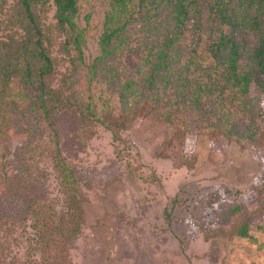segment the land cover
<instances>
[{
    "label": "rangeland",
    "instance_id": "1",
    "mask_svg": "<svg viewBox=\"0 0 264 264\" xmlns=\"http://www.w3.org/2000/svg\"><path fill=\"white\" fill-rule=\"evenodd\" d=\"M14 6L9 0L0 8L2 37L17 29ZM107 7L106 0H88L78 16L80 27L89 29L87 69L99 54ZM54 11L51 5L40 18L53 32L51 86L67 101L55 115L56 138L49 130L41 137L44 155L35 165L34 188L54 200L58 210L82 207L79 231L68 243L71 264H264L259 228L264 226V81L252 85L243 103L235 102L228 124L208 104L201 117L185 120L139 96L131 98L125 114L119 87L134 75L139 55L124 53L117 59L120 75L104 71L89 82L87 69L74 70L62 51L65 35L56 32ZM78 94L98 102L97 118L78 104ZM49 148H57L70 165L68 195ZM2 152L0 146V165ZM236 206L241 210L234 212ZM16 209L0 190V214ZM243 222L251 238L237 235ZM24 246H14L13 253L22 255Z\"/></svg>",
    "mask_w": 264,
    "mask_h": 264
},
{
    "label": "trees",
    "instance_id": "2",
    "mask_svg": "<svg viewBox=\"0 0 264 264\" xmlns=\"http://www.w3.org/2000/svg\"><path fill=\"white\" fill-rule=\"evenodd\" d=\"M8 1L0 0V8ZM12 1L17 29L13 36L0 35V190L13 199L17 209L0 214V264H71L68 243L79 231L82 207L77 202L58 210L54 200L34 188L35 165L44 155L41 137L49 130L56 138L55 115L67 101L51 86L53 32L43 28L40 17L54 5L56 32L65 35L62 51L74 70L87 69L84 46L89 29L80 27L78 16L88 0ZM106 2L99 54L86 71L89 82L104 71L111 77L120 75L118 57L128 52L139 55L134 75L119 87L123 113H130L131 98L139 96L162 113L185 120L196 114L201 117L208 104L209 111L228 124L235 102L243 103L252 85H263L264 0ZM2 24L0 19V31ZM85 97L78 94L75 100L97 118L98 102L93 97L86 102ZM14 133L20 138L18 143ZM50 150L68 195L70 165L57 148ZM239 210L241 206L233 208ZM259 228L264 231V226ZM237 235L251 238L249 224L243 222ZM21 244H25L24 253H13V247Z\"/></svg>",
    "mask_w": 264,
    "mask_h": 264
}]
</instances>
